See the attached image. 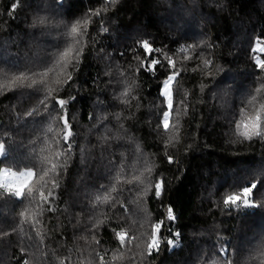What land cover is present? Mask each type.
<instances>
[{
  "label": "trees",
  "instance_id": "16d2710c",
  "mask_svg": "<svg viewBox=\"0 0 264 264\" xmlns=\"http://www.w3.org/2000/svg\"><path fill=\"white\" fill-rule=\"evenodd\" d=\"M142 41L160 51L146 57ZM258 61L264 0H0V175L33 169L22 197L0 186V264H264ZM176 70L165 130L159 86ZM56 99L69 100L74 133L58 176L67 144ZM252 184L256 206L224 205ZM168 206L171 232L149 255Z\"/></svg>",
  "mask_w": 264,
  "mask_h": 264
},
{
  "label": "snow or ice",
  "instance_id": "6c2138e0",
  "mask_svg": "<svg viewBox=\"0 0 264 264\" xmlns=\"http://www.w3.org/2000/svg\"><path fill=\"white\" fill-rule=\"evenodd\" d=\"M16 7L15 4L12 5V9L14 10ZM11 15V13H9ZM87 21H85L86 23ZM77 23H79V21H77ZM104 31H106L107 29H103ZM72 31L76 32L77 29L75 26L72 27ZM83 34V33H81ZM141 46L144 49L145 55L146 57L151 56L153 52H159V49H153L152 46L149 44L148 41H142L141 42ZM82 50L77 49V56L80 55ZM66 55V53H65ZM136 59H139V57L137 56ZM76 63H79V60H76ZM160 61L153 58L151 59L148 64L144 65L145 70L152 72L153 76L155 75V66L157 64H159ZM205 63H210V62H205ZM141 64L143 65L144 62L141 61ZM168 65L169 68H175V64L173 63V61L169 58L168 60ZM258 67L261 69H264V62H260L258 61ZM179 75V70L170 72L169 75L166 76V78L162 81V83L160 84V91H159V96L164 97L166 100V109L167 110H163L161 113L162 116V123H163V127L165 130H167L169 128V117L171 115V112L173 110V90H172V86L171 83L174 82L176 80V77ZM67 77L68 80L72 79V74L71 72L67 73ZM74 99V98H72ZM185 99H186V94H185ZM69 103V100H64V99H56V106H59V108L61 109V111L64 112V115H61L59 118L60 120L63 121V140L64 142L67 144V148L64 149L63 151H58L57 152V157H63L62 162H53L52 163V171L58 176L60 173L57 172V169H63L66 167L67 165V154H70L71 149H72V143H74V141H71V137L74 135V133L71 131V125L69 123L68 120V116H67V112H66V105ZM179 104L183 105L184 104V100H180ZM186 109V106H185ZM243 112V110H242ZM74 119V117H73ZM256 121L257 123L254 125L256 131H255V135L260 136L262 135L261 131H260V127H261V118L259 115L256 116ZM247 127V125H245ZM157 127H160V124L157 125ZM49 131H51V128H49ZM244 135L248 138L251 139L252 137L250 135H248L247 133H244ZM166 159L168 161V163H172L173 159L171 156H167L166 155ZM4 171H8V169H5ZM15 175V174H14ZM23 175H28L31 176L33 175V169L29 168L27 169L26 173H23ZM48 175V171L44 172V176ZM52 183V187L53 188H58L59 187V183L57 179H52L51 181ZM0 186H3L2 184H0ZM24 187H26V185H22L21 187H18L16 189V191L14 193H11L12 195H15L17 197H22L24 195ZM257 187L256 184H252L251 186H245L242 189V195H229L227 196L224 200L223 203L226 207H239L241 205V203L244 204V206L247 207H251V206H256L252 203L249 202L248 200V196L249 194H251L253 192V189H255ZM101 188L103 189L104 186L101 185ZM164 192V181L161 178L160 180H158V182L155 184V195L157 198H159ZM28 195H33V190L29 189L28 190ZM40 196L41 198H43L45 201L48 199V197H52L53 196V192L50 190L48 192V197L44 196L43 191H40ZM97 200H99V197H97ZM176 219L173 210L171 208V206H168V212L165 216V218L160 219L157 221V223H155L152 228L153 231L151 233V237L149 239V242L147 244V250H148V254L151 255V253L153 251L155 252H159L160 250V242H161V234H162V230L165 229L166 227L168 228V231L171 232V227L167 222H171L174 221ZM119 236V234H117ZM175 236H179V233H176ZM168 244L170 246H174V241L173 239H168ZM222 251H224L225 253L227 252L226 249H223ZM102 259V258H101ZM227 264H231V261H228Z\"/></svg>",
  "mask_w": 264,
  "mask_h": 264
},
{
  "label": "rangeland",
  "instance_id": "374dc122",
  "mask_svg": "<svg viewBox=\"0 0 264 264\" xmlns=\"http://www.w3.org/2000/svg\"><path fill=\"white\" fill-rule=\"evenodd\" d=\"M171 86H172V90H173V82L171 83ZM240 91L241 90H238V91L236 90L235 94L238 96V94L241 93ZM165 102H166V100H165ZM222 104H224V100L223 99H222ZM2 154H3V145L0 144V157L2 156ZM258 168H260V167H258ZM253 172H254V169H253ZM23 173H26V171H23V172H20V173H18V172L13 173L10 170L3 171V173L0 175V184L5 186L6 188H8L13 193L16 191V189L18 187H21L22 185H26V187H28V185L30 183V180L32 179L33 175H31V176L23 175ZM220 180H222V179H220ZM26 187H24V189ZM250 195L251 194H249L248 198L250 197ZM123 235H125L126 237L128 236L127 233H124ZM246 239H247V237H246ZM130 245H132V244H130ZM144 247H145L144 245H142L141 243H138V245H137V253L134 255V258H136L138 260V253L140 254V256H142V253L144 254Z\"/></svg>",
  "mask_w": 264,
  "mask_h": 264
}]
</instances>
